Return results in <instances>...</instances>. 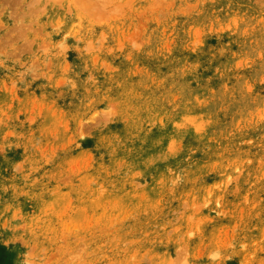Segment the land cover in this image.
<instances>
[{
  "label": "rangeland",
  "instance_id": "1",
  "mask_svg": "<svg viewBox=\"0 0 264 264\" xmlns=\"http://www.w3.org/2000/svg\"><path fill=\"white\" fill-rule=\"evenodd\" d=\"M0 264H264V0H0Z\"/></svg>",
  "mask_w": 264,
  "mask_h": 264
}]
</instances>
